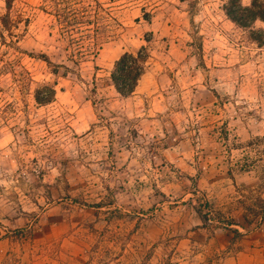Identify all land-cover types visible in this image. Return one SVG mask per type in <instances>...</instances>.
<instances>
[{
  "label": "rangeland",
  "instance_id": "obj_1",
  "mask_svg": "<svg viewBox=\"0 0 264 264\" xmlns=\"http://www.w3.org/2000/svg\"><path fill=\"white\" fill-rule=\"evenodd\" d=\"M226 2L0 0V264H209L219 219L260 227L264 21ZM141 46L122 96L113 61Z\"/></svg>",
  "mask_w": 264,
  "mask_h": 264
},
{
  "label": "trees",
  "instance_id": "obj_2",
  "mask_svg": "<svg viewBox=\"0 0 264 264\" xmlns=\"http://www.w3.org/2000/svg\"><path fill=\"white\" fill-rule=\"evenodd\" d=\"M7 5L9 6V0H7ZM224 13L226 16L235 24L240 27H249L255 20L264 21V0H251L248 6H244L240 3V0H227L223 6ZM253 40L263 43L262 36L260 32L252 31ZM42 58L48 61L45 55H41ZM148 58V51L145 46H141L135 53L132 52H122L112 64L110 70V79L115 90L122 96L130 95L140 79L141 75L144 73L145 62ZM55 66V65H54ZM55 94V89L53 86L44 85L41 88L35 90L34 99L37 103H48L52 100ZM264 138V136H262ZM259 140L261 138H258ZM258 188H264V171L258 177ZM202 204H194L196 214L198 215L201 222H206L209 220V214L211 212L210 204L207 199L203 200ZM245 210L248 215H252L255 218L249 221L248 215L243 214L242 218L247 224L256 222L257 218L264 217V197H257L250 206L247 205ZM218 222L221 224L219 227H224L231 229L236 235L239 234L236 228L231 227V225L238 224L237 221L233 219L223 220L219 219ZM256 224V223H255Z\"/></svg>",
  "mask_w": 264,
  "mask_h": 264
},
{
  "label": "crops",
  "instance_id": "obj_3",
  "mask_svg": "<svg viewBox=\"0 0 264 264\" xmlns=\"http://www.w3.org/2000/svg\"><path fill=\"white\" fill-rule=\"evenodd\" d=\"M206 235L208 251L217 255L222 253L209 264H264V220L258 228H240L237 236L224 227L213 228Z\"/></svg>",
  "mask_w": 264,
  "mask_h": 264
},
{
  "label": "clouds",
  "instance_id": "obj_4",
  "mask_svg": "<svg viewBox=\"0 0 264 264\" xmlns=\"http://www.w3.org/2000/svg\"><path fill=\"white\" fill-rule=\"evenodd\" d=\"M245 2H247V0H245Z\"/></svg>",
  "mask_w": 264,
  "mask_h": 264
}]
</instances>
